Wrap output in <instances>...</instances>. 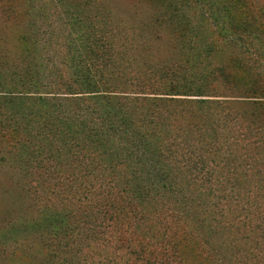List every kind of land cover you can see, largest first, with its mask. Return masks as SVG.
Segmentation results:
<instances>
[{
    "label": "trees",
    "instance_id": "trees-1",
    "mask_svg": "<svg viewBox=\"0 0 264 264\" xmlns=\"http://www.w3.org/2000/svg\"><path fill=\"white\" fill-rule=\"evenodd\" d=\"M200 12L204 17L209 11L202 5ZM90 16L95 18L90 22L92 26L83 27L77 17L74 19L79 36L68 43V53H76L81 62L91 60L80 65L83 72L68 73L71 81L68 79L66 85L53 82L50 75L25 77V83L0 91V97L6 99L4 104L9 108L28 107V114H24L28 118L34 115L31 108L37 105L72 103L94 116L98 105L104 106L105 114H100L102 124L98 127L95 122L88 127L82 115L75 114L74 119L70 111L61 117L70 134L74 135V126L80 121L79 127L89 135L91 146L104 140L112 150L110 161L101 160L103 154L95 147V156L86 165L73 168L68 179L59 178L60 185L74 193L75 199L72 195L66 199L90 210L80 220L86 238L106 252L98 264H190L196 260L188 255L192 243L197 245L196 253L203 245L212 244L210 237H201L204 232L196 230L202 231L208 218L214 230L227 231V235L219 230L213 233L226 235L221 243L233 249L229 260L264 263V160L256 157L257 152L264 155V133L250 127L235 131L234 123L239 117L231 113L237 107L247 109L261 97H253L248 92L253 91L251 87L233 80L226 67H209L198 58L202 66L195 70L192 54L161 67L154 81L152 75L157 70L148 69L146 75L133 63L128 53L133 43L127 34L112 27L107 29L106 24L97 28V20L106 17L99 12ZM210 19L216 29L210 34L212 41L203 47L208 54L219 47L220 41L237 44L245 40L233 27L220 23V16ZM195 27L198 31L190 28V40L185 45L198 32L202 37L206 35L199 25ZM116 39L125 42L120 50ZM81 48L91 57L85 58ZM67 60L70 58L63 63ZM121 68L129 70L130 83L114 88L111 80L102 79V73ZM60 76L66 80L63 74ZM241 85L248 91H239ZM219 86L226 93H217ZM190 105H211L222 114L219 119L206 123L199 119L188 126L186 119H173L179 116L175 108L182 111ZM47 114V120L54 117ZM9 115L7 120L15 118L14 114ZM0 116L6 115L0 110ZM68 119H72L70 124ZM191 195H198L200 204H193L196 202ZM211 211L214 213L209 216ZM233 236L238 238L234 240ZM210 250L213 253L214 247ZM218 260L224 261L220 256ZM89 262L96 264L87 261V256L77 264Z\"/></svg>",
    "mask_w": 264,
    "mask_h": 264
},
{
    "label": "rangeland",
    "instance_id": "rangeland-1",
    "mask_svg": "<svg viewBox=\"0 0 264 264\" xmlns=\"http://www.w3.org/2000/svg\"><path fill=\"white\" fill-rule=\"evenodd\" d=\"M198 1L0 0V91L6 92L20 86L26 82L25 77L35 79L43 74L50 75V80L55 83L66 85L68 79L71 81V72H83L84 68L80 65L87 60L81 62L76 53H68L69 40L79 36L74 19L77 17L83 27L92 26L90 22L95 18L90 15L99 12L106 18L97 20L94 25L98 28L106 24L107 29L112 27L126 33L133 43L128 51L133 63L139 71H146V75L148 69L157 70L156 75H152L154 81L161 67L183 60L189 54L193 55L191 63L196 65L197 71L202 66L198 58L204 59L209 67H226L232 73L233 80L253 89L248 91L241 85L239 91L247 90L253 97H261L260 101L253 100L255 104L247 106V109L239 110L237 107L231 112L239 117L234 123L235 131L250 127V130L258 128L264 133V0ZM202 5L209 11L204 17L200 12ZM211 16H220V23L233 27L245 40L241 39L237 44L220 41L219 47L208 54L203 47L212 41L210 34L216 29ZM69 18L71 24L67 23ZM196 25L206 35L202 37L198 32L190 44L185 45L190 40V28L198 31ZM115 42L117 50L125 45L118 39ZM83 52L85 58L91 57L87 51L80 50V53ZM65 58H70V61L63 63ZM60 73L66 78L65 81ZM102 75L104 81L114 83V88L131 82L128 80L129 70L124 68ZM215 91L226 93L220 86ZM4 102H7L6 99L0 97V110L6 115L0 116V264H77L85 256L87 261L98 264L106 252L86 238L80 220L89 215L90 210L73 205L72 200L66 199L71 195L75 199V196L71 190L60 185L59 178L68 179L73 168L77 170L82 164L86 165L95 156V147L103 154L101 160L110 161L112 150L104 140L91 146L89 135L79 127L80 121L76 122V126L72 123L74 135L70 134L68 128L67 133L61 117L62 113L70 111L74 119L75 114H80L85 124L95 122L98 127L102 124L100 114H105L104 106L98 105L94 116L84 111L81 105L74 107L72 103L63 106L57 103L37 105L31 108L34 115L28 118L24 115L28 114V107H10L13 110L11 113ZM175 109L179 116L173 119H186V126L199 119L205 123L213 118L219 119L218 115L222 114L211 105H190L182 111L181 108ZM47 113L54 117L47 120ZM12 114L15 118L7 120L6 117ZM71 120L68 119L67 123L70 124ZM221 140L225 139L221 137ZM84 143L87 147H84ZM257 153V159L263 161L264 155ZM122 173L124 177L125 172ZM191 199L196 202L193 204H200L198 195H191ZM212 213L214 211L209 216ZM67 216L74 218L63 220ZM210 219L202 231L196 230L204 232L205 235L201 237H210L212 244L203 245V249L196 253L197 245L192 243L188 255L196 257V260L189 263H243L238 262L239 259L229 260L233 249L225 248L228 245L221 243L222 240L225 242L227 231L221 228L214 230ZM218 230L224 231L225 237L224 234L218 236L213 233ZM232 238L235 240L238 237ZM212 247L214 252L210 253ZM218 256L224 261L218 260Z\"/></svg>",
    "mask_w": 264,
    "mask_h": 264
}]
</instances>
